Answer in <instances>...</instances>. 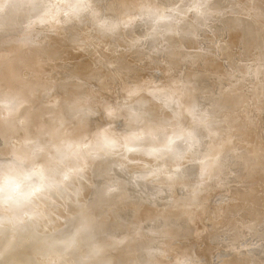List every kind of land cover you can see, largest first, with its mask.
<instances>
[{"label": "rangeland", "instance_id": "374dc122", "mask_svg": "<svg viewBox=\"0 0 264 264\" xmlns=\"http://www.w3.org/2000/svg\"><path fill=\"white\" fill-rule=\"evenodd\" d=\"M67 1L72 3V1L74 2L76 0H64V3L67 4ZM172 1H174L175 3L171 2L173 3L171 5L168 2L164 4L165 2H162L161 0H149L150 3L154 2L157 6L165 7V8H172L173 12H175L173 13V16L174 14L176 16H179L178 20L179 19L180 20L179 21L175 20V22L172 23V27H174L175 29V34H170V36L166 37L169 39V41L168 39L165 38L166 41L170 42V44L164 41L165 39L163 40L158 39L156 45L152 47L149 53L145 54V55H150V59H145V56H144L143 60L141 61L142 57L140 58V56L136 55V49L128 50L129 45L128 43L125 42V38H127L128 35L132 36V30L127 31L128 33L131 32L130 34L125 32L126 30H121L118 34L119 36L118 38L120 40H118L117 38L113 39L114 42L117 39L116 41L119 44V46L115 44L112 47L108 46L104 49L100 47L94 49L93 48L94 44H97V43L92 42V41H96L98 39L95 33L89 34L92 36V41L88 42L90 46H85L82 43L80 45L66 46L64 42L66 40V37H67L66 35H68L67 32H69V30L66 28V31H67L66 32L64 28L60 26V24L62 23V20L66 21L68 17L72 21H74L75 19L78 20L79 34L81 35V37L79 38L80 41H85L88 39L86 36L83 35V33L87 32L88 28H91V24L88 23V20H89L88 10L84 6L81 7L79 10L75 8H70L69 6L65 8H55V9L48 8L47 9V7H40V5L57 4L60 2V0H0V19L2 18L1 16L3 14L5 15V17L7 15V18L4 17L6 20L5 19L1 20L2 22L5 20L3 22L4 24L2 22L0 24L7 25L9 26L8 28H11L9 29V32L11 31L9 33V36L4 37L2 33L0 37V63H4L3 66L5 67L7 62L8 63L11 62L12 65L16 67L15 73L18 72V77H19L18 81H20L22 85L24 84V81L26 80L27 82L34 80L32 81L33 83L31 82L32 85L25 87V89L23 90L20 89L21 90L20 93H17L16 97H21V98L26 97L27 103L19 107V110L17 111L16 114L13 113V115L8 117V118L16 119L17 124H16V128L13 130V133L10 135L9 140H7L6 148L3 150L2 153H0V158L2 159L0 161V164L5 162L6 160L11 159L14 153H20L22 151L23 152L31 151L34 154H39L41 158H47V156H55L57 157V159H59L60 157V160L63 161L64 172L69 177V180L65 182L66 185L64 184V187L62 190H60L59 194L55 192L51 193L50 194L51 200H40L37 202L39 207H37L34 210V212L30 213L32 217L31 219H29L28 216H24L22 219L14 218L12 217V214L9 213L8 215L10 219L6 223L5 222V211L3 207L0 206V218L4 219V223H2L3 226L0 228V231H1L0 239L4 235H6L8 237V242L13 243L15 240L18 239V236L20 234H22L21 236H25L26 234L34 236V239L29 240L30 243L27 244L26 242H24L25 245L23 244V246L21 243L19 244V246H17L16 244L15 247H13L14 249H17L18 251V253H16L15 255L16 256L15 264H57L61 260H66L67 261L66 264L67 263L73 264L75 261L80 260V259L87 261L86 257L81 258L82 256H78L79 248L82 245L80 240L86 236L85 235L86 233L82 235L81 233L77 232V228L79 227L78 213H80L82 211V208H84L86 204L89 201H91L89 199L91 196L90 193L92 192V189H93L92 187H90V184L93 183L92 178L96 179V181H99L97 179V176L95 177L96 172L93 174V171H92L94 170L93 167L95 164H93L92 160L89 159V157L86 155V153L89 152L90 141L92 140L93 134L97 131L98 128H95L96 130L93 128L90 131L87 130L86 140L83 143H81L79 146L75 145L77 142V139L83 140L84 136H86L84 132L85 127L76 126L75 121H72V124L70 126L69 121L64 120L63 115L59 112V109L61 105L67 106L65 103L66 101H68L69 103H72L76 98H87L88 99L87 105L92 104L94 100H97V102H99L93 107V110H90L93 112H99V115L90 116V118L94 117L96 119L95 122H99L101 125H104V127L108 123H110V121L106 120L104 117V108H102L103 106L102 104L104 102H108L109 104L115 105L117 101H119L121 104H124V102L127 100L130 93L132 94V99L129 102V107H127L128 110H130L129 108H132L137 105V106H140L142 111L148 110L151 114H153L152 115L154 117L153 120L155 121H157L159 117L161 119L168 118L167 120L169 119L171 120L168 123L171 129L169 140L165 141L161 146H159L158 148L155 149V151H153L154 154H156V156H153V157H151L152 155L147 156L146 152L142 150L137 151L138 147H137L136 142L138 141L143 142L148 138V136L151 137V135L155 136L153 134L149 135L151 129L155 128L154 125L149 124L148 122L144 121L142 127L138 129L137 132H135V135L133 136V138L127 137L128 131H131V130L133 131L134 127L127 128L125 126H127L128 124L131 125L134 121H136V117L140 116L138 115L139 113H136L133 110H130L124 113L123 116L127 117V119H125V123L127 122V124L123 123V125L121 124V126H119L117 123H115L114 128H113L114 132L126 138L127 147L130 149H133V151H127L125 153L127 155L126 161H120V163L125 165L124 168H119V169L113 168L112 169L113 177L115 179L120 180V181H128L127 184L138 185L144 182L145 179L140 178V179H135L133 181L132 180L133 177L141 176V174H136V172L140 173L143 170L155 169L152 172H156L159 178L149 179L150 182L152 181V184H153L151 185V192L152 190H154L155 193L157 194V191L159 192V190L166 191V189L169 188V190H171L170 192H172V189L178 190L179 187L181 188V189L179 188V191L173 190V193H170V192L164 193L160 191L162 198H163V195L168 194L164 196V200L161 198L162 201L159 198L160 194H157L158 195L157 196L156 194L151 193L154 199L151 198V200L149 201L150 197H148V199L140 198L141 202L139 204H136V206H134L135 204L133 203L135 199L133 200L131 196L128 198L129 200H126L127 192L123 199L116 197V198H112L111 200L104 201V204H103L104 208L101 209L102 214H100L103 221L102 219H100V216H99V220H101L104 223H102L103 225H101L100 230L102 231L107 230V228L109 229L108 225L109 226L112 225L111 228L112 229L115 228L113 231H116L117 236L119 235V239H122L123 236H126L128 234L126 232L127 230L133 228L132 229L133 231L131 233H134V230L136 229L137 232L135 233L137 234L138 230L142 228L139 231L140 234L138 233L136 235V238H138L136 241V244L139 243L138 246H136L135 244L136 248L142 247L144 245L143 247L147 249H149L148 247H150V249L154 252L156 250L155 255L150 252L151 253L150 257H152L151 260L152 259L154 260H152L151 262L145 261L143 264H159V262L161 261L163 263L165 262L164 264H222L220 262L221 261L223 262V259H221L220 261L219 260L216 261V258L218 259V256L222 254L225 255L226 253L229 254L231 252L233 254L244 252L249 257V254H247L246 252L247 251L246 245H248L247 248L252 247L251 251L254 249V252H255L254 247L256 243L263 240L264 227H262L263 228L262 229L258 221L264 220V165H262V163L264 164V157L257 158V160H255L257 162L253 161L254 162L253 163L252 161L248 159L249 154H247V152L249 149V152L253 153L252 154L253 157H256L254 156V154L258 155L257 152L261 154L260 152L261 147L264 146V136H262L264 135V133L262 134V130L264 131V113L262 112L259 118L258 117L254 118L256 115V114L254 115V113H257L256 112L257 110L255 109L256 110L255 111V110H252L251 108L257 105L251 104V101L247 99L248 98L247 95H251L254 88H256L257 85L261 83L260 80L264 79V74H263L264 69L263 68L261 69L260 73L257 76H255L256 78L253 76L254 74L251 73L252 71L251 72L249 71L251 74V77L250 76L248 77L249 73L247 70H249L248 66L250 65L259 66V62L264 60L263 59L264 58V14L262 11L256 12L252 8L253 6L250 5V0H213V3H212V0H209L208 4L206 3L205 5L206 6L210 5L214 7V3H218L214 7V9L216 10H213V11L218 12L219 14L221 13L220 16L219 14H215L214 16L216 17V19L215 21H213L215 17L213 18L212 16L210 17H208L207 15L205 16L206 14L205 10H203V13H204L203 14L202 8L200 7V3L197 0H191V1L188 0L191 3V5L189 4L187 0H184V1H187L188 3L184 2L183 0H172ZM111 2H113V6L115 7L114 8L112 6L111 15L114 14L115 16H117V13H121L122 10L125 11V9H127V11H131L128 8L121 7V3H119L121 2V0L120 1L112 0ZM192 2H194L195 4L194 3L192 4ZM258 2L264 5V0H258ZM186 3L188 5H186ZM93 4H95L97 7L102 6L100 8L103 9L105 0L103 1L93 0ZM18 5L22 6L23 8L26 7L27 12L24 9L25 13L23 14L22 7H19ZM16 6L19 7L17 8L19 9V11L14 10L16 9ZM116 6H120V9L118 7L116 9ZM74 9L79 11L78 15L81 16V18L75 17L76 12ZM114 9L117 10L116 13ZM43 10H46V11H43ZM18 12L19 14L16 15L15 13H18ZM124 13H123V16H124ZM82 16H85V17L82 18ZM219 17L222 18L221 22L220 20H218L220 19ZM223 19L227 21L230 19L229 23L231 22V20L234 21L235 22V23L233 22L234 24L232 22L230 23V24H233L234 26L233 25L229 26L230 24L227 21L226 22L228 23V25L226 26L227 23H225ZM202 20H205V21H202ZM194 21L196 23H194ZM202 22H205L207 25L205 23L202 24ZM244 22L246 24L247 22L249 23L247 24L246 30H244V28H246V25ZM43 23H46L47 25ZM216 23L217 25H219L218 26L219 28L213 26ZM218 23H221V24H218ZM260 23H261V26H260ZM40 24H42L40 28H45L46 26H48L47 28H45L49 30V32L47 31V34H46L47 36L45 38H42L43 34L41 35V32L37 30ZM255 24H258V25H255ZM2 25H0V27ZM251 25H252V28H251ZM31 26H34V27H31ZM61 27L63 29H61ZM236 27L237 28L239 27L238 28L239 30ZM201 28H202V31H201ZM221 28L223 31L225 29V32L221 31L220 30ZM3 29L4 31L8 32L7 31L8 29L6 28V26L5 28L3 27ZM3 29L2 27L0 28V30H3ZM27 29L29 30L27 31ZM56 29H58L59 31ZM190 29H193L192 33ZM218 29L219 31H217ZM257 29L258 30L260 29V30L257 32ZM184 30H187V32ZM22 31L27 32L26 36L24 35L25 32L23 33ZM136 31H138L137 35H139V30L137 29ZM199 31L201 34L199 33ZM222 32L226 34L223 35ZM245 32H247V34H245ZM32 33L36 36V39L38 41L42 43L44 42V45L41 47L42 50L48 49L49 47L50 49L54 50L53 52H55V54L57 55L55 57V64H57V66H62L64 64V61L66 60L68 62L69 67L65 66L64 69L62 70H55L54 67H51L48 70L43 71V72L39 70H35L32 73L29 70L31 69L29 66H23L22 62L19 60V58H21L19 57V55L23 53L24 49L27 50L28 45L31 43L30 40L34 39L32 38L33 37ZM184 33L187 34V36L184 35ZM236 33H238V35ZM30 34H32V37ZM179 34L182 36V40H184L181 42H185V43H180V42L177 43L174 40V39L177 40L179 38ZM188 34H191V35H189L188 37ZM198 34H200L201 36ZM208 34L210 37L207 36ZM130 36L127 38L128 40L131 39ZM243 37H245L246 39ZM28 38L30 40L27 41L26 39ZM105 40L102 42L103 44L102 43L100 44L108 45V44H111L112 42V41L110 42V40L112 39H105ZM122 43L124 44V46H122L123 45ZM51 46L53 47L51 48ZM78 47H79V50H77ZM208 48L212 49V51H210V49L208 50ZM171 50H172V53H170ZM185 51L189 52L190 55L188 53H185ZM226 51H228L229 53H227ZM204 53H209L208 56L211 57V59L207 56V54L204 55ZM184 54H186L187 57ZM201 54H203V56H201ZM198 55H200L201 57L198 58ZM175 56L176 57L179 56L180 58H183V59H185V57L187 59L188 56H191L188 58V60L194 57L196 61H194L193 59L191 61L192 63L195 62L194 63L195 68L191 71V73L193 74L195 72L193 75L195 78H198V79L206 78L202 86L207 87V88H201L198 91V93H196L197 97L195 98L194 101H192L190 105V110L187 107L183 108V106L180 108V103H179L180 100H178V96L180 97V94L182 93L183 95H185V98H187V100H190L191 97H194L193 95L191 96V94L193 93L189 91L185 94V92L178 91L179 93L181 92L180 94H178L176 93L177 87L175 84V83H178L177 86L179 84L181 85L182 78H184L185 73L189 71L185 69L180 70L175 74V77L173 79L166 77L168 75V70L171 67H173L170 63L172 61V58L174 59ZM206 56L208 60L207 62L205 61ZM4 59H6L7 61H4ZM186 59H185V62L187 61ZM167 60L169 61L167 62ZM16 61L18 62V64H14ZM189 62L190 61L186 63L188 64ZM168 64H170V67L168 66ZM214 69L216 70L214 71ZM206 73H208V75ZM216 74H218L219 77L218 75L216 76ZM204 75L205 76L207 75V76L205 77ZM210 75H212L213 77H211ZM62 77H66L67 80L63 78L64 81L61 83ZM242 77H243V80H240ZM245 77H247V79ZM244 79H246V82H244L243 85L242 84L237 85L238 82L243 83ZM218 81L219 83H217ZM234 86H236L237 88H235V90H232V92L234 91L233 93L230 92L232 93L233 97L226 100L224 104L229 105L231 107L233 106L235 110L237 109L243 110L242 111L243 113L237 112V114H235L233 113L234 111L233 112L229 111L227 112V114L224 115L222 121L221 120L219 121L221 124H223L222 126H225V123H227V121L230 118L229 116H232V117L241 116L242 124L246 123V124L251 125L250 130H248L249 137H246L242 130L240 131L239 129H237V126L232 127L233 131H229L228 133L226 134L224 133L222 135L216 134L215 131L211 132L208 129L209 133H207L206 136L208 137L209 140L206 143L205 150L203 152H201L200 149L197 150L198 154L201 155V158H200L201 164H199L198 167L200 168L201 172L204 170L207 171L209 167L214 168L215 171L217 172L219 168L221 167V164L223 162L222 160H225L228 158L227 155L232 156V157H235V156L237 157L239 155L236 158V161H241L242 159H244L243 154L248 156V157H245L247 158L246 160L247 165H246V162H244L243 164H245L244 165L245 169L243 168L242 169L246 173H249L251 171V173L254 175L253 176L252 174L250 175L251 177L248 180H246L248 182L243 181L245 182V184H243V182H241V184L240 183L238 184V186L240 185L241 187H243L242 189H240L241 187L239 186L240 190H243L244 186L246 187L251 186L253 190L254 189L256 190V198H253L252 196L253 194L251 193L246 194L247 196H250V198H246V200L248 201L247 203H245L246 200L242 202L243 199L240 200L241 203L239 201L235 202V200H232L234 199V197L229 196L231 193L229 192V189L231 190L234 186L232 185L233 186L232 187L230 185L231 186L230 187L228 185V183L232 181V179L231 180L228 179L229 181L225 179L228 176L233 177L234 175L232 176V175L225 174L219 177L217 176L218 173H220V170H219L217 175H214V176H217L215 179L214 176H212L211 178V174H205V173H209L205 171L204 173L205 175L201 174L202 177L200 176V178H198V173H200V170L198 171V167L196 166L195 168H193V172L195 173L194 174L195 176L193 175L194 179L191 176V178L186 177L189 180L182 181L180 180L181 177L179 175L180 178L171 180L169 179V176L171 175L172 168L175 167V165L172 162V158L170 160H166L164 163V166H162L160 169L157 168L154 162V160L156 158H159L161 154L164 152L165 144H170L172 146L175 145V139H177V137H179L180 135L179 133L180 127H182V129L184 130V132L182 130V133H184L185 137H189V135L187 136L189 132L191 135L190 137L191 138L194 137L192 136L193 132H192L191 126L193 124L195 126L196 123L199 124V121L200 122L205 121L203 116H201L204 119L202 121L200 120L201 117L199 118L200 115L194 117V114H191L194 108L196 109V107H198L199 105L201 106V104L206 102L207 100L211 101L212 100L211 96L218 95L219 91H222L223 93H228L231 89H234ZM46 87L60 88L65 92V96L62 99V104L58 103V98H56L58 97L57 94H56L57 96H54L53 94H51L52 96H54V98L52 96L51 97L46 96V98L39 96L41 95L40 92ZM125 89H127L129 93H127ZM138 89L139 91H137ZM6 90H12V88L9 86H5V91ZM123 94H124V97H123ZM202 96H204L205 98H203ZM141 99L145 100L146 103L144 105L143 103H140ZM203 99H205V101ZM165 100H167L165 102L166 104L163 102ZM191 100H193V98H191ZM219 100L220 99H218L217 102H215L217 104H214L211 107L213 109V111L210 110L211 112L214 113V110H216V108L218 109V107H221V109H219V113H223V111H225L226 107L224 104L223 106H217L218 104H220ZM42 104H43V107L46 108V111L48 110V113H46L44 110H41L43 109V107L39 108L41 107ZM246 110H249L250 112L249 111L247 112ZM186 111H187V114L190 113V115L192 116L189 117V120H186L184 122L186 123V126H183L185 124H182V120H184L183 117L186 116V115H183V113H186ZM251 115H253V117ZM4 117H5V111L3 109L2 112L0 111V124L3 123V120L5 119ZM252 121H256L257 124L255 126H252ZM93 123L94 122L91 119L90 120L89 118L87 119L86 124L88 126H94ZM116 124L119 127H117ZM187 126L190 127L189 129H191V131L189 130L187 131L188 129ZM99 128H103V127H99ZM196 128H200V127H196ZM159 130L160 131L163 130V127L160 128ZM185 130L187 132H185ZM159 134L164 135L163 133H159ZM108 137L109 138L105 137V143L112 144L111 142L113 138H111L110 136ZM193 140H195V138ZM188 144H192V141L186 140L184 143V146L186 147ZM253 148L255 150H252ZM41 149H43V151H40ZM243 149L246 151L244 152ZM195 154L196 152L192 149L191 153L182 161L181 169H185L187 167L189 168V166L192 164L191 162ZM3 157L5 159H3ZM166 157L167 156H165L164 158ZM111 159L118 160V161L120 160L119 157H113ZM205 160L207 161V164H205L206 163ZM155 161L157 163L159 160L156 159ZM208 161H209V164H208ZM248 163L253 164V166L252 165L250 166V164L248 165ZM258 163H260V171H257L255 168L256 166H258ZM90 165L92 166L89 167ZM246 166H248L249 168H253V169L248 170V167ZM139 170L141 171L139 172ZM185 176H183L182 178L183 180L185 179L184 178ZM190 179H193V180H190ZM200 180H203V181H200ZM213 180H214V183H213ZM189 181H190L189 183L190 185L188 184ZM225 181H227L228 183ZM99 182L101 183V181ZM182 182H185L182 184L184 186L186 185V183L188 184V186L185 187L186 190L181 184H179ZM84 183L87 185L85 186ZM200 183L205 184V185H201ZM207 183L209 184L211 183V184L210 185L208 184L207 186ZM201 186L202 187L205 186V187H203V189L201 190L202 188ZM226 187L228 189H225ZM84 190H86L87 192L89 190L90 191L87 194L86 191L84 193ZM125 190L126 191L128 190V192L131 193V195H133L134 197L136 195L139 197L142 194H146V189H139L137 187L136 188L129 187V189L125 187ZM248 190H250V188ZM224 191L225 193L229 192V195L227 194L224 195V198L226 196L225 200L223 199V195H222V193L225 194ZM137 196H136V200L138 201L139 199ZM194 196H195V199H194ZM156 198H158L161 202L157 199L159 202L157 203V201H155ZM190 198H192V200ZM196 198L199 200L198 203L196 202L197 201ZM251 198H253L254 201ZM212 199H214L215 201ZM227 199L229 200L226 201ZM252 202L255 204H253ZM161 203L162 204L167 203V204L158 206ZM217 203L218 204L221 203L223 207H221L222 205H220V207L218 208L219 205L217 206L216 205ZM235 204H240L241 207L237 206V207H240V209H238L236 212L232 214L225 213L228 211V209H230L229 206L234 207ZM211 206L213 207L211 208ZM209 207L211 208V210L214 211V214L211 215V212L213 211L208 210L210 209ZM237 207H235V209H237ZM136 208H138V211H136ZM223 208L225 210H222ZM92 210L94 211V208H92ZM131 210L136 211V222L134 221L129 222L127 217L123 220V218L128 213L127 211H131ZM172 212L174 214H172ZM183 212L185 214L183 216L185 217L186 215L188 217L190 216L189 220H186V218L188 219V217L185 218L183 216L182 217L180 216L183 214ZM175 213H178V214L180 213V215H178L177 217ZM118 215L122 218H120ZM148 215L150 216L154 215L156 217L155 218L156 224L159 227L156 225L154 226V228L158 227V229L163 228L162 225L169 226L170 225L169 223H171L172 225L174 224L173 226L176 227L175 225L178 224L177 218H178V221L180 220L179 221L180 224L183 223V219L185 218L184 224L180 226L178 224V226L176 227L179 233L180 231L181 233L178 234V231L176 233L175 232L176 229L175 228L172 229L171 228L172 225H170L168 229H167V226L165 227L167 229V232L170 230V232L172 233L170 234L169 232L168 233L169 235L164 234L166 230L161 229V231L163 230V233L161 232L163 234L162 235L160 233V230H156L152 228L153 227L152 225L147 224L149 222L151 223L150 220H148V222H145L147 221V218H149ZM162 215L167 216V217L164 216L165 218H168L172 215L174 218L172 219V216H171L166 221V219ZM221 215L223 216V218L221 217ZM215 218H216L215 223L219 220L223 224H221L218 227L217 225H215L214 226L215 228H214L212 227L213 226L212 220H214ZM28 220H32V221H28ZM93 220L95 219L93 218ZM160 220L161 222H159ZM157 222H159V224ZM109 223H111V225ZM162 223H165V224H162ZM95 224L97 223L94 222V224H92V229H91L92 231H90V234L88 232L87 233L88 235H93L95 234L93 232L100 231V230H97L96 228L93 230V228L96 226ZM140 224L141 225L143 224L142 225L143 227H140L139 229ZM67 225L69 227H67ZM135 225H136V228H135ZM144 226L145 227L150 226L152 229H154V231L151 228L148 231L149 228L148 227L145 228ZM208 226L211 228H209ZM102 227L104 229H102ZM178 227H180V229ZM231 228H234V229H231ZM260 228L263 230V232H261L262 230ZM226 229L232 230L229 232H233L234 234L230 233L231 237L229 240L233 242L234 241L233 239L235 238L238 239V240L235 239L237 242H234V243L236 244L232 245L231 241L230 242L227 241L228 237L226 238L227 240L224 237L221 238L223 235L221 232L224 233L223 230H226ZM155 230L159 231V233L156 232ZM150 231H153L155 233L152 234L153 232H150ZM219 231L221 234L218 233L219 235L218 237L215 233ZM54 232L56 233V235L59 233H62L60 237L64 236L65 234L66 237L64 239H68L71 243L62 242L56 245V242L53 239ZM173 232L176 234L172 235L174 234ZM34 233H38V234L34 235ZM45 233H47L48 235L47 236L48 239L46 241L42 237L43 234ZM76 233L79 235H77ZM156 234H159V235L161 234V235L158 236ZM76 236H77L76 241L72 242V240H74ZM211 236L214 238H212ZM104 237L108 239V243H111L112 245L116 247L115 251L112 254L114 256L115 254H117V256L119 255L120 256H119L118 261L112 262V260L114 259L113 258L105 262L103 261L102 264H109V263L110 264H126V263L138 264L137 259H136L138 258L137 253L140 252L141 250L139 251V249H137V252L135 251L136 252L135 257L133 256V254L130 256H128V254L123 255V251H127L124 243L122 245H119L120 246L119 247L117 243L116 244L114 243V240L116 238L108 237V235ZM220 238L221 240H218ZM4 239H3V242H5ZM212 239L214 240L216 239V241L213 242ZM225 240L228 243H225L226 242ZM33 244H36V245L38 244L39 248L36 249L37 250L36 252H34L35 253L34 256L32 255V258H29L30 260H25V258L21 257V255L25 254L24 252L27 253V250H29L30 246H32ZM90 244L93 245L92 242H90ZM154 245L156 246L154 247ZM92 247L101 248L100 245L98 246L95 245ZM230 249H232V251H230ZM219 251L222 252V254ZM128 252L130 253L129 250ZM244 253H243V256L245 255ZM257 254L264 256V251L258 252ZM153 256L155 257L153 258ZM141 257H142L141 258L142 260L143 257L145 256H141ZM235 257L238 258L241 256L235 255ZM121 259H123V261ZM258 262L259 264L260 263L264 264V261L262 260L254 261L253 263H258ZM230 264H238V263L232 262Z\"/></svg>", "mask_w": 264, "mask_h": 264}, {"label": "bare ground", "instance_id": "6f19581e", "mask_svg": "<svg viewBox=\"0 0 264 264\" xmlns=\"http://www.w3.org/2000/svg\"><path fill=\"white\" fill-rule=\"evenodd\" d=\"M84 1L85 0H76V1H72V3H70L69 1H67V4L69 5V7L70 8H75V9H77V10H79L81 7H83L84 6ZM101 1V0H100ZM103 1V0H102ZM112 1V0H111ZM120 1V0H119ZM162 2H165L164 4H166L167 2L169 3V4H173V3H175L174 1H172V0H161ZM184 1V0H183ZM188 1V0H187ZM187 1H184V2H187ZM191 1V0H190ZM199 3H200V7L202 8V13H203V10H205V16L207 15L208 17H210V16H212L213 18L215 17L214 15L215 14H219L218 12H215V11H213V10H216V9H214V7L218 4V3H214V7L213 6H210V5H205L206 3L208 4V1L209 0H197ZM86 2V1H85ZM121 2H122V0H121ZM121 2H119V3H121ZM171 2H173V3H171ZM189 2V1H188ZM187 2V3H188ZM217 2V1H216ZM225 2V1H224ZM112 3V6H113V2H111ZM186 3V5H188ZM194 2H192V4H193ZM212 3H213V0H212ZM262 3H263V1H262ZM262 3H259L258 2V0H250V5L251 6H253L252 8L256 11V12H259V11H262L263 12V14H264V5L262 4ZM71 4H73V5H71ZM101 4V3H100ZM118 4V3H117ZM189 4L191 5V3L189 2ZM195 4V3H194ZM226 4V3H225ZM99 5V4H98ZM120 5V4H119ZM224 5V4H223ZM19 6V5H18ZM16 6V9H14V10H17V11H19V9H17V8H19V7H22V6ZM194 6V5H193ZM15 7V6H14ZM99 8L100 7H102V6H98ZM114 7V6H113ZM117 7L120 9V6H116V9H117ZM112 8V7H111ZM115 8V7H114ZM235 8V7H234ZM22 9H23V14L25 13L24 12V9L26 10V12H27V9H26V7H22ZM48 9V8H47ZM74 9V10H75ZM102 9V8H101ZM77 10H75V17L76 18H81V16H79L78 15V12L79 11H77ZM115 10V9H114ZM17 11H15V12H17ZM20 11H22V10H20ZM43 11H46V10H43ZM116 11L117 10H115V13H116ZM200 11V10H199ZM109 12V13H108ZM107 12V15L110 17V18H112L113 20H115V18L116 19H119V18H121L122 16H123V13L124 12H129V11H127V9H125V11H123L122 10V12L121 13H117V16H115L114 14L113 15H111L112 13H111V10L110 11H108ZM239 12V11H238ZM43 13V12H42ZM45 13V12H44ZM73 13H74V11H73ZM173 13H175V12H173ZM191 13V12H190ZM236 13V12H235ZM16 15L17 14H19V12L18 13H15ZM46 14V13H45ZM125 14V13H124ZM204 14V13H203ZM221 14V13H220ZM220 14H219V16H220ZM231 14V13H230ZM233 14V13H232ZM119 15V16H118ZM191 15V14H190ZM72 16V15H71ZM189 16V15H188ZM198 16V15H197ZM233 16V15H232ZM2 18L0 19V23L2 22L1 20L2 19H5V18H7V15H6V17H5V15L3 14L2 16H1ZM5 17V18H4ZM83 17H85V16H82V18ZM178 17L179 16H176L175 14H174V16L171 18V19H169V20H167L166 22H165V24H163V26H168V25H171L172 26V23L173 22H175V20L176 21H179L178 20ZM199 18V17H198ZM202 18H203V16H202ZM220 18V17H219ZM211 19V18H210ZM215 19H216V17L213 19V21H215ZM232 19V18H231ZM243 19V18H242ZM6 20V19H5ZM4 20V21H5ZM80 20V19H79ZM218 20H220V22H221V20H222V18H220V19H218ZM218 20H217V22H218ZM224 20V19H223ZM230 20V19H229ZM229 20L227 21V20H224L225 21V23H229ZM244 20V19H243ZM3 21V22H4ZM190 21V20H189ZM188 21V22H189ZM202 21H205V20H202ZM212 21V22H213ZM227 21V22H226ZM236 21V20H235ZM2 22V23H3ZM7 22V21H6ZM231 22L233 23L234 21H232L231 20ZM230 22V23H231ZM251 22H252V20H251ZM255 22V21H254ZM42 23V22H41ZM46 23H47V21H46ZM46 23H43V24H45V25H47ZM194 23H196L195 21H194ZM203 23H205V22H202V24ZM228 23L226 24V26L228 25ZM229 23V24H230ZM235 23V22H234ZM233 23V24H234ZM245 23V22H244ZM4 24V23H3ZM8 24V23H7ZM39 24V23H38ZM201 24V25H202ZM206 24V23H205ZM218 24H221V23H218ZM223 24H224V22H223ZM233 24H230L229 26H231V25H233ZM247 24H249L248 22H247ZM247 24L245 23V25H246V28H244V30H246L247 29ZM0 25H2V24H0ZM36 25V24H35ZM41 25L42 24H40L39 25V29L37 28V30L38 31H40L41 32V35H42V38H45L47 35V31L49 32V30H47V29H45V28H47L48 26H44L45 28H40L41 27ZM59 25V24H58ZM207 25V24H206ZM210 25V24H209ZM255 25H258V24H255ZM5 26H6V28L8 29H6L8 32H6V31H4V29H3V27L5 28ZM60 26H62L63 28H64V30L66 31V28L69 30V32H67L68 33V35H66L67 37H66V40H65V42H64V44L66 45V46H68V45H80L81 44V41H80V37H81V35L79 34V22H78V20L77 19H75L74 21H72L71 19H69V17H68V19L66 20V21H64V20H62V23L60 24ZM59 26V27H60ZM190 26H192V25H190ZM203 26V25H202ZM212 26V25H211ZM214 27H217V28H219L218 26L219 25H217V23L216 24H214L213 25ZM212 26V27H213ZM234 26V25H233ZM232 26V27H233ZM249 26V25H248ZM260 26H261V23H260ZM2 27V29L3 30H0V37H1V34L3 33V36L5 37V36H9V33L11 32H9V29H11V28H8L9 26H7V25H2L1 26ZM0 27V28H1ZM16 27V26H15ZM31 27H34V26H31ZM30 27V28H31ZM61 27V29H63ZM195 27V26H194ZM225 27V26H224ZM35 28H36V26H35ZM229 28V27H228ZM237 28V27H236ZM239 28V27H238ZM237 28V29H238ZM251 28H252V25H251ZM258 28H259V26H258ZM32 29V28H31ZM30 29V30H31ZM60 29V28H59ZM183 29V28H182ZM209 29V28H208ZM233 29H235V28H233ZM262 29V28H261ZM29 29H27V31H28ZM34 30H36V29H34ZM56 30H58V29H56ZM200 30V29H199ZM210 30V29H209ZM221 31H223L222 30V28L220 29ZM231 30V29H230ZM239 30V29H238ZM260 30V29H259ZM258 29H257V32L259 31ZM263 30V29H262ZM4 31V32H3ZM26 31V30H25ZM25 31H22L23 33L25 32ZM51 31H53V30H51ZM59 31V30H58ZM128 31V30H127ZM127 31H125V32H127ZM184 31H186L187 32V30H184ZM190 31H191V33H192V31H193V29H190ZM190 31H188V32H190ZM201 31H202V28H201ZM214 31V30H213ZM217 31H219V29L217 30ZM233 31V30H232ZM252 31H253V29H252ZM138 32V31H137ZM183 32V31H182ZM211 32V31H210ZM215 32V31H214ZM223 32H225V29H224V31ZM222 32V33H223ZM26 33L27 32H25L24 33V35L26 36ZM57 33V32H56ZM128 33V32H127ZM131 32H129L128 34H130ZM199 33H200V31H199ZM212 33V32H211ZM233 33V32H232ZM239 33V32H238ZM238 33H236L237 35H238ZM33 34V33H32ZM32 34H30L31 35V37H32ZM138 34V33H137ZM201 34V33H200ZM200 34H198V35H200ZM210 34V33H209ZM209 34L207 35V36H209ZM213 34V33H212ZM220 34V33H219ZM224 34H226V33H223V35ZM240 34H241V32H240ZM239 34V35H240ZM244 34V33H243ZM245 34H247V32H245ZM254 34V33H253ZM126 35V34H125ZM183 35V34H182ZM184 35H186L187 36V34H185L184 33ZM189 35H191V34H188V37H189ZM211 35V34H210ZM216 35V34H215ZM214 35V36H215ZM222 35V36H223ZM2 36V37H3ZM130 35H128L127 36V38L129 37ZM167 36H170V34L169 35H164L163 37H161V38H158L159 40L161 39V40H163V39H165ZM180 34H179V38L176 40V39H174L177 43H185V42H181V41H184V40H182V36H181V38H180ZM185 36V37H186ZM201 36V35H200ZM213 36V35H212ZM242 36V35H241ZM245 36V35H244ZM247 36V35H246ZM31 37H29V38H31ZM119 36H117L116 38L118 39V40H120L119 38H118ZM131 38H132V36H130ZM210 37V36H209ZM26 39L27 41L28 40H30V39ZM32 38H34L33 40H30V44L28 45V47H27V50H25L24 49V51H23V53L21 54V55H19V57H21V58H19V60L22 62V65L23 66H29L31 69H29L30 70V72H34L35 70H39V71H46V70H48L49 68H51V67H54V69L55 70H62V69H64V67L66 66V67H69L68 66V62L65 60L64 61V64L62 65V66H57V64H55V57L57 56L56 54H55V52H53L54 50H52V49H50V47L48 48V49H45V50H42V46L44 45V42L42 43V42H40V41H38L37 39H36V36L33 34V37ZM187 38V37H186ZM193 38V37H192ZM202 38V37H201ZM243 38H245V37H243ZM247 38H249V37H247ZM116 39V40H117ZM157 39V40H158ZM166 39H168V38H166ZM166 39L164 40V41H166ZM183 39H184V37H183ZM210 39V38H209ZM246 39V38H245ZM115 40V42L113 41V39L112 40H110V42H111V44H108V45H101V44H99V46H97V44H94V49H96V48H98V47H100V48H102V49H104V48H106V47H108V46H113V45H115V44H117L118 46H119V44L117 43V41ZM187 40V39H186ZM203 40V39H202ZM233 40V39H232ZM86 41V40H85ZM106 41V40H105ZM168 41H169V39H168ZM168 41H166V42H168ZM174 41V42H175ZM204 41H206V40H204ZM224 41V40H223ZM231 41V40H230ZM93 42V41H92ZM200 42H201V40H200ZM28 43V42H27ZM40 43H42V44H40ZM157 43V42H156ZM156 43L154 44V45H152V47L153 46H155L156 45ZM169 44H170V42H168ZM176 43V44H177ZM206 43V42H205ZM214 43V42H213ZM217 43V42H216ZM223 43V42H222ZM9 44V43H8ZM103 44V43H102ZM123 44V43H122ZM218 44V43H217ZM10 45V44H9ZM182 45V44H181ZM184 45V44H183ZM210 45V44H209ZM122 46H124V44L122 45ZM217 46V45H216ZM215 46V47H216ZM225 46V45H224ZM53 46H51V48H52ZM152 47H151V49H152ZM218 47V46H217ZM228 47V46H227ZM182 48H183V46H182ZM150 49V50H151ZM180 49V48H179ZM195 49V48H194ZM210 48H208V50H209ZM222 49V48H221ZM224 49V48H223ZM227 49V48H226ZM170 50V49H169ZM207 50V51H208ZM236 50V49H235ZM238 50V49H237ZM203 51V50H202ZM210 51H212V49H210ZM218 51V50H217ZM174 52V51H173ZM205 52H206V50H205ZM223 52V51H222ZM227 53H229L228 51H226ZM170 53H172V50L170 51ZM185 53H188L189 54V52H187V51H185ZM210 53V52H209ZM209 53H204V55H206L207 54V56H208V54ZM238 53V52H237ZM58 54V53H57ZM131 54H133V53H131ZM147 54V53H146ZM175 54H177V53H175ZM192 54V53H191ZM219 54V53H218ZM244 54V53H243ZM65 55V54H64ZM136 55L137 56H140V58L142 57V59H141V61L143 60V58H144V56H145V54L144 55H142L139 51H137L136 50ZM173 55V54H172ZM185 56H186V54H184ZM190 55V54H189ZM220 55V54H219ZM192 56V55H191ZM191 56H188V58L189 57H191ZM201 56H203V54H201ZM200 55H198V58L199 57H201ZM207 56H206V62L208 61L207 60ZM163 57V56H162ZM187 57V56H186ZM186 57H185V59H186ZM209 57V56H208ZM226 57V56H225ZM240 57V56H239ZM243 57V56H242ZM263 57V56H262ZM188 58L186 59L187 61L186 62H188V61H190L188 64L185 62V59H183V58H180L179 56H175L174 57V59L172 58V61H171V65L173 66V67H171L169 70H168V75L166 76V77H168V78H170V79H173L174 77H175V74L178 72V71H180V70H183V69H185V70H187V71H189V72H186L185 73V77L184 78H182V81H181V85L179 84L178 86H177V84L178 83H175L176 84V87H177V91H176V93H178V94H180L178 91H182V92H185V94L187 93V92H189V91H191L193 94H191V96L193 95L194 97H191V98H193V100H191V98H190V100H187V98H185V95H183L182 93L180 94V97L178 96V100H180V108L183 106V108L185 107H187L189 110H190V105H191V103H192V101H194L195 100V98L197 97V94L196 93H198V91L201 89V88H207V87H204V86H202L203 85V83L205 82V80H206V78H201V79H198V78H195L193 75H194V73L192 74L191 73V71L195 68V66H194V63L195 62H193L192 63V59L194 60V61H196V59H194V57L193 58H191V59H189L188 60ZM210 59H211V57H209ZM208 58V59H209ZM223 58V57H222ZM18 59V58H17ZM264 59V58H263ZM204 60V59H203ZM4 61H7L6 59H4ZM169 60H167V62H168ZM264 61V60H263ZM263 61H261V62H259V66L258 65H250V66H248V69L249 70H247L248 71V73H249V75H248V77L250 76L251 77V74H250V72L251 73H253L254 75V77L255 76H257L259 73H260V71H261V69L263 68L264 69V63H263ZM234 62V61H233ZM244 62V61H243ZM242 62V63H243ZM14 64H18V62L16 61ZM166 64V63H165ZM170 64H168V66L170 67ZM212 64V63H211ZM258 64V63H257ZM4 65V63H0V111L2 112V110L4 109L3 107H2V104H3V101H4V97H5V94L7 93V94H9V96H13V97H16L17 96V93H20V89H25V87H27V86H30V85H32V81H34V80H32V81H30V82H27V80L26 81H24V84L22 85V83L20 82V81H18L19 80V77H18V72H16L15 73V70H16V67H14L13 65H12V63L10 62V63H8L7 62V64L5 65V67L3 66ZM205 66V65H204ZM207 66V65H206ZM233 66V65H232ZM56 67H58V68H56ZM211 67V66H210ZM234 68V67H233ZM191 69V70H190ZM259 69V70H258ZM216 69H214V71H215ZM114 71V70H113ZM195 71V70H194ZM206 71V70H205ZM250 71V72H249ZM141 72V71H140ZM203 72V71H202ZM201 72V73H202ZM212 72V71H211ZM137 73V72H136ZM142 73V72H141ZM199 73V72H198ZM197 73V74H198ZM204 73V72H203ZM210 73V72H209ZM216 73V72H215ZM215 73H214V75H215ZM218 73V72H217ZM232 73V72H231ZM111 74V73H110ZM207 75H208V73H206ZM220 74V73H219ZM247 74V73H246ZM264 74V73H263ZM115 75V74H114ZM141 75V74H140ZM206 75V76H207ZM218 74H216V76H217ZM41 76V75H40ZM163 76H165V75H163ZM201 76V75H200ZM205 76V75H204ZM205 76V77H206ZM211 77H213L212 75H210ZM252 76V77H253ZM128 77V76H127ZM137 77V76H136ZM140 77V76H139ZM161 77V76H160ZM209 77V76H208ZM218 77H219V75H218ZM66 79L67 80V78L66 77H62V81H61V83L64 81V79ZM109 78H110V76H109ZM129 78H131V77H129ZM162 78V77H161ZM246 79H247V77H245ZM256 78V77H255ZM136 79V78H135ZM246 79H244V81H243V83L241 82H238V84L237 85H243L244 84V82H246ZM109 80V79H108ZM126 80V79H125ZM214 80V79H213ZM240 80H243V77L240 79ZM115 81V80H114ZM128 81H129V79H128ZM247 81H249V80H247ZM252 81V80H251ZM255 81V80H254ZM32 82V83H31ZM208 82H209V80H208ZM260 84L259 85H257V87L256 88H254V90L252 91V93H251V95H247V99H249V101H251V104H254V105H257V106H253L251 109L252 110H255L257 113H254V115H255V117L254 118H259V116L261 115V113L263 112L264 113V79H262V80H260ZM21 83V84H20ZM134 83V82H133ZM217 83H219V81L217 82ZM50 84V83H49ZM60 85V84H59ZM5 86H9V87H11L12 88V90H6L5 91ZM249 86V85H248ZM217 87V86H216ZM251 87V86H250ZM235 88H237L236 86H234V89H231L228 93H223L222 91H219L218 93V95H213V96H215V97H213V96H211L212 97V102L211 101H206V102H204V103H202L201 104V106L198 108V107H196V109L194 108L193 109V111L191 112V114H194V117L195 116H198V115H200L199 116V118L201 117V116H203L204 117V119H205V121H203L204 119H203V117H201L200 118V120H202L203 122H200L199 121V124L198 123H196L195 124V126H194V124L191 126V129H192V132H193V135L192 136H194L193 138H191L190 136L191 135H189V137H185V135H184V133H182V127H180L179 129H180V135H179V137H177V139H175V145L176 144H184L185 143V141L186 140H190V141H192V143H195V147L193 148V150L196 152V154L194 155V157H193V159H192V164L190 165V166H192V167H190L189 166V168L187 167V168H185V169H181V173H180V177H181V179L180 180H182V181H187V180H189V179H187L186 177H188V178H191V176H192V178L194 179V177H193V175L195 174L194 172H193V168H195L196 166L198 167V165L199 164H201L200 163V158H201V155H199L198 154V152H197V150L198 149H200L201 150V152H203L204 150H205V147H206V143L208 142V137L206 136L207 135V133H209V131H211V132H216V134H226V133H228L229 131H233V128L232 127H234V126H237V129H239L240 131L242 130L243 131V133H244V135L246 136V137H249V133H248V130H250V128H251V125H249V124H242L241 123V120H242V117L241 116H236V117H232V116H229L230 118H229V120L227 121V123H225V126H222L223 124H221L220 123V121L219 120H221L222 121V119H223V117H224V115L225 114H227V112H233V113H235V114H237V112L239 113V112H242L243 110H240V109H237V110H235V108L232 106H229V105H225L224 103L226 102V100H228V99H230L231 97H233V95H232V93L234 92H232V90H235ZM126 91H127V93H129V91L127 90V89H125ZM137 91H139V89L137 90ZM216 91V90H215ZM53 92V93H52ZM230 92H232V93H230ZM41 95H39V96H42V97H44V98H46V96H48V97H51L52 95L51 94H53L54 96H57L58 95V97H56V98H58V103H60V104H62V99L64 98V96H65V92L62 90V89H60V88H54V87H46V88H44L41 92ZM50 94V95H49ZM57 94V95H56ZM124 94H126V93H124ZM124 94H123V97H124ZM177 94V95H178ZM54 96H52L53 98H54ZM146 96V95H145ZM47 97V98H48ZM187 97H189V96H187ZM203 98H205L204 96H202ZM246 97V96H245ZM21 98V97H20ZM208 98V97H207ZM24 101H26L27 100V98L26 97H23L22 98ZM167 99V98H166ZM210 99V98H209ZM218 99H220L219 100V102H220V104H218L217 106H223V104L225 105V111H223V113H219V109H221V107H218V109L216 108V110H214V113L213 112H211V111H213V109L211 108L214 104H217V103H215V102H217V100ZM204 101H205V99H203ZM215 100V101H214ZM245 100V99H244ZM167 100H165V101H163L164 103L166 102ZM15 101H13V103H14ZM201 102V101H200ZM25 103H27V101L25 102ZM25 103H23V104H25ZM99 102H97V100H94L93 101V103L92 104H88L87 106L89 107L88 109L89 110H93V107L96 105V104H98ZM139 103V102H138ZM140 103H143V105L146 103L145 102V100L143 99H141V101H140ZM236 103H238V102H236ZM22 104V105H23ZM106 104H109L108 102H104L102 105V108H104V106L106 105ZM166 104V103H165ZM203 106V107H202ZM208 106H209V108H211V109H209L208 108ZM10 107H11V105H10ZM19 107H21L20 105H17V107H16V110H15V112H14V114H16L17 113V111L19 110ZM43 107V104L41 105V107H39V108H42ZM206 107V108H205ZM38 108V109H39ZM159 108V107H158ZM130 110H133V111H135L136 113H139L138 115H140V116H137L136 117V121H134L131 125L130 124H128L127 126H125V127H127V128H130V127H134V129H133V131L131 130V131H128V133H127V137H129V138H133V136L135 135V132H137L138 131V129H140L141 127H142V125H143V123H144V121L145 122H148L149 124H152V125H154L155 126V128H153V129H151V131H150V133H149V135H151V134H153V135H155V136H152L151 135V137L150 136H148V138L145 140V141H138V142H136L137 143V147H138V149L139 150H142V151H144V152H146V155L148 156L149 154H147L148 152H152L150 155H152L151 157H153V156H156V154H154V152L153 151H155V149L156 148H158L159 146H161L165 141H167V140H169V136H170V132H171V129H170V126L168 125V123H169V121H171L170 119L169 120H167V119H161L160 117L157 119V121H155V120H153L154 119V117L152 116L153 114H151L148 110H145V111H142L141 110V108H140V106H134V107H132V108H129ZM207 109V110H206ZM209 109V110H208ZM41 110H44L46 113H48V110L46 111V108L45 107H43V109H41ZM130 110H128L127 108L124 110V112H122V115L124 114V113H126V112H128V111H130ZM164 110H166V109H164ZM211 110V111H210ZM204 111V112H203ZM247 112L249 111V110H246ZM245 111V112H246ZM59 112L63 115V118H64V120H66V121H69L70 120V110L68 109V107L67 106H63V105H61L60 106V109H59ZM250 112V111H249ZM243 113V112H242ZM74 114V113H73ZM182 115V114H181ZM183 115H186L185 117H183V119L184 120H182V124H185V125H183V126H186V123H184L186 120H189V117H191L192 115H190V113H188L187 114V111H186V113H183ZM247 115H248V113H247ZM94 116V115H93ZM158 116V115H157ZM252 117H253V115H251ZM89 118V120L91 119L94 123V126H88L87 124H85L84 125V127H85V129H84V132H85V135L86 136H84V138H83V140H78L77 139V142H76V144L75 145H77V146H79L81 143H83L85 140H86V138H87V130L88 131H90L92 128L93 129H95V128H99V127H104V125H101L99 122H95L96 121V119L94 118V117H88ZM198 118V117H197ZM254 120V119H253ZM256 120V119H255ZM257 121V120H256ZM256 121H252V126H255L257 123H256ZM118 122H120V123H118ZM110 123H112V121H110ZM115 123H117L119 126H121V124L123 125V123H125V119H121V120H118V121H116ZM206 123V124H205ZM16 124H17V121H16V119H13V118H8L7 119V121L4 119L3 120V123H1L0 124V153H2L3 152V150L6 148V146H7V140H9V137H10V135L13 133V130L16 128ZM116 124V125H117ZM125 124H127V122L125 123ZM115 125V124H114ZM117 125V127H119ZM161 125H162V127H163V130H159L160 128H162L161 127ZM201 125V126H200ZM159 127V128H158ZM188 127V126H187ZM196 127H200V128H196ZM229 127V128H228ZM190 127H188V129H187V131L189 130V131H191V129H189ZM196 128V129H195ZM185 129V128H184ZM208 129H209V131H208ZM221 129V130H220ZM244 129H245V131H244ZM261 129V128H260ZM96 130V129H95ZM178 130V129H177ZM186 130H185V132H187ZM183 132H184V130H183ZM261 132V131H260ZM159 133H163L164 135H160ZM190 133V132H189ZM188 133V134H189ZM264 133V131L262 130V134ZM192 134V133H191ZM188 136V135H187ZM262 136H264V135H262ZM107 138H109L108 136H106ZM112 138V137H111ZM110 138V139H111ZM195 138V140H193ZM177 141V142H176ZM179 141V142H178ZM110 143V142H109ZM112 143V142H111ZM105 145L106 146H108L109 148H110V146H111V144H108V143H105ZM174 145V144H173ZM174 145V146H175ZM136 146V145H135ZM256 149H258V148H256ZM89 150H90V147H89ZM244 150V149H243ZM252 150H255L254 148L252 149ZM246 150H244V152H245ZM257 151H259V150H257ZM64 152V151H63ZM253 152V151H252ZM261 154H259V152H257L258 153V155H255L254 154V156H256V157H253V153H250L249 152V149H248V152H247V154H249V157L248 156H246L245 154H243L244 155V159H242L241 161H236V158L239 156H235V157H232V156H228L227 155V159H225V160H222L221 162H222V164H221V167L219 168V170H220V173H218V171L216 172L215 171V169L214 168H212V167H209L208 169H207V171L206 170H204V171H202L201 172V170H200V168L198 167V171L200 170V173H198V178H200V176L202 177V175L205 173V171L206 172H209V173H205V174H211V178H212V176H214V175H217V173H218V175L217 176H219V177H221V175H225V174H227V175H234L233 177H231V176H228V177H226V179L225 180H227V181H229V180H231L232 179V181H230L229 183L227 182V181H225V182H227L228 183V185L230 186H232L233 188L230 190L229 189V192H231L230 193V195H229V192L228 193H225V189H228L227 187L224 189L225 191H224V193L225 194H223L222 193V195H223V199L225 200L226 199V196H225V198H224V195H229V196H233L234 197V199H232V200H235V202L236 201H239L240 202V200H242L243 199V201L242 202H244V200H246V198H250V196H247L246 194H253L252 196H253V198H256V190L254 191L253 190V188L251 187V186H244V189L243 190H240V189H242L243 187H241L240 185V189H239V186H238V184L240 183L241 184V182H243V181H246V180H248L251 176V171L249 172V173H246V172H244V170L243 169H245L244 168V165L245 164H243L244 162H246V160H247V158H245V157H248V159L250 160V161H255V160H257V158H260V157H264V146H262L261 147ZM241 153H243V152H241ZM255 153V152H254ZM56 154V153H55ZM251 155V156H250ZM161 157V156H160ZM156 158L157 160H159L157 163H156V159L154 160V162H155V164H156V166H157V168L158 169H160L162 166H164V163H165V161L166 160H170L171 158L169 157V156H167L166 158ZM3 159H5L4 157H3ZM59 159H60V157H59ZM240 159V158H239ZM2 159L0 158V161H1ZM161 160V161H160ZM206 161V160H205ZM255 162H257V161H255ZM254 163V162H253ZM205 164H207V161H206V163ZM208 164H209V161H208ZM250 164V166L252 165L253 166V164H251V163H248V165ZM246 165H247V162H246ZM262 165H264L263 163H262ZM261 165V166H262ZM64 166V165H63ZM92 166V165H91ZM246 167H248V166H246ZM69 168V167H68ZM94 170H92L93 171V174L96 172V165H94ZM156 168V169H157ZM243 168V169H242ZM256 168V170L257 171H260V163H258V166H256L255 167ZM254 168V169H255ZM247 169V168H246ZM249 169H253V168H249L248 167V170ZM142 170V169H141ZM141 170H139V172L141 171ZM155 169H152V170H143V171H141L140 173H137L136 172V174H141V176H143L146 172H152V171H154ZM248 170H246V171H248ZM233 172V173H232ZM184 173V174H183ZM222 173V174H221ZM202 174V175H201ZM204 174V175H205ZM220 174V175H219ZM92 175V174H91ZM186 175V176H185ZM254 174H252V176H253ZM183 176H185L184 178V180L182 179L183 178ZM195 176V175H194ZM207 176V175H206ZM217 176H214L215 177V179H216V177ZM85 177V176H84ZM83 177V178H84ZM95 177H96V175H95ZM179 177V178H180ZM93 179V183L92 184H90V183H88V184H90V185H99L100 184V182L99 181H96V179H94V178H92ZM193 179H190V180H193ZM229 179V180H228ZM92 181V180H91ZM144 181V180H143ZM200 181H203V180H200ZM82 182H83V180H82ZM192 182V181H191ZM246 182H248V181H246ZM87 183V182H86ZM183 183H185V182H182V183H179V184H183ZM190 183V181L188 182V184ZM203 183V182H202ZM202 183H200L201 185H205V184H202ZM204 183H206V182H204ZM213 183H214V180H213ZM226 183V184H227ZM188 184L186 183V185L184 186V185H182L184 188L186 187V186H188ZM194 184V183H193ZM199 184V185H200ZM208 184L209 183H207V186H208ZM211 184V183H210ZM209 184V185H210ZM243 184H245V182H243ZM66 185V184H65ZM84 185L86 186L87 184H85L84 183ZM151 185H153L152 184V181L150 182V180L148 179V180H145L144 182H142V183H140V184H138V185H136V184H126L125 185V187L126 188H128L129 189V187H134V188H139V189H146V194H142L141 196H137L138 197V201L136 200V196L134 197L133 195H131V193H129L128 192V190L126 191L127 192V198H126V200H129L128 198L131 196L132 197V199L134 200L135 199V201H133V203L135 204L134 206H136V204H139L140 202H141V200H140V198L142 199H148V197H150L149 198V201L151 200V198L152 199H154L153 198V196H152V194L151 193H154V194H156L155 193V191L154 190H152V192H151ZM180 185V186H181ZM190 185V184H189ZM179 186V185H178ZM181 186V187H182ZM230 186V187H231ZM202 187V186H201ZM203 187H205V186H203ZM203 187L201 188V190L203 189ZM90 188V187H89ZM180 188V187H179ZM179 188H178V190L177 189H172V192H170L171 190H169V188L168 189H166V191L164 190H159V192L157 191V194H160L161 192H170V193H173V190L175 191H179ZM200 188V187H199ZM198 188V189H199ZM246 188H250V190H248V189H246ZM91 189V188H90ZM181 189V188H180ZM196 189H197V187H196ZM130 190H132V189H130ZM183 190V189H182ZM185 190H186V188H185ZM200 190V189H199ZM85 191L86 190H84V193H85ZM90 191V190H89ZM88 191V192H89ZM154 191V192H153ZM161 191V192H160ZM83 192V191H82ZM87 192V191H86ZM88 192H87V194H88ZM92 192H93V189H92ZM92 192L90 193V194H92ZM184 192V191H183ZM182 192V193H183ZM163 193V194H164ZM176 193V192H175ZM233 193V194H232ZM156 194V195H157ZM192 194V193H191ZM161 195V194H160ZM159 195V198H160V200H161V198H162V195L160 196ZM165 195H168V194H165ZM165 195H163V200H164V196ZM169 195H171V194H169ZM189 195H190V193H189ZM143 196V197H142ZM158 196V195H157ZM193 196V195H192ZM196 196V195H195ZM195 196H194V199H195ZM85 197V196H84ZM86 198H87V196H86ZM215 198V197H214ZM245 198V199H244ZM253 198H251L252 200H253ZM158 198H156L155 199V201H157V203H159L158 202V200H157ZM191 200H192V198H190ZM189 199V200H190ZM197 199V198H196ZM230 199V198H229ZM229 199H227L226 201H228ZM89 200H91V201H89L87 204H86V206L84 207V208H82V209H86L87 210V213L90 215V217H92V218H94L95 220H94V222H96L97 224H95L96 226L93 228V230L96 228L97 230H100L101 228V225H103L102 223H104V222H102L103 221V219L101 218V216H100V214H102V208H104L103 207V204H104V201L103 202H101V201H99L98 199H96V198H92V199H89ZM159 200V201H160ZM212 200H214V199H212ZM220 200V199H219ZM231 200V201H232ZM137 201V202H136ZM162 201V200H161ZM160 201V202H161ZM184 201H185V199H184ZM196 201V200H195ZM201 201V200H200ZM215 201V200H214ZM226 201H225V203H226ZM254 201V200H253ZM91 202V203H90ZM166 202V201H165ZM197 203L199 202V200L197 199V201H196ZM248 201L246 200L245 201V203H247ZM163 203V202H162ZM159 204L158 206H161V205H166L167 203H164V204ZM212 203V202H211ZM214 203V202H213ZM222 203H224V202H222ZM241 203V202H240ZM244 203V204H245ZM253 203V202H252ZM215 204V203H214ZM250 204H251V202H250ZM253 204H255V203H253ZM212 205V204H211ZM217 206H218V208L220 207V205H222L221 203L220 204H216ZM232 205V204H231ZM242 205V204H241ZM237 206H240V204H235V206L234 207H232V206H229V208L230 209H228V211L227 212H225V213H227V214H232V213H234V212H236L238 209H240V207H237ZM213 206H211V208H212ZM221 207H223V205L221 206ZM235 207H237V209H235ZM249 207H251V206H249ZM92 208H94V211L92 210ZM210 208V207H209ZM211 208L210 209H208V210H211ZM218 208H216V209H218ZM225 208V207H224ZM222 209V210H225V209ZM214 209V208H213ZM215 209V210H216ZM242 209V208H241ZM248 209V208H247ZM92 210V211H91ZM105 210V209H104ZM220 210H221V208H220ZM136 211H138V208H136ZM136 211L135 210H131V211H127L128 213H127V215L123 218V220L127 217V219H128V221L130 222V221H134V222H136ZM211 211H213V210H211ZM211 211H209V212H211ZM180 212V211H179ZM172 214H174L173 212H172ZM182 214V213H181ZM210 214V213H209ZM212 214H214V211L213 212H211V215ZM216 214H217V212H216ZM175 215H177V217H178V215H180V213L178 214V213H175ZM174 215V216H175ZM183 215H185L184 214V212H183V214L182 215H180L181 217L183 216ZM99 216H100V219H102V221L101 220H99ZM119 216V215H118ZM163 217L165 216V215H162ZM169 216V215H168ZM172 216V215H171ZM170 216V217H171ZM179 216V217H180ZM120 217V216H119ZM148 217L149 218H147V221H145V222H148V220H150L151 221V223L149 222V223H147L148 225L150 224V225H152L153 227L152 228H154V226H156L157 224H156V217L154 216V215H152V216H150V215H148ZM165 217H167V216H165ZM164 217V218H165ZM170 217H168V218H170ZM180 217V218H181ZM183 217H185V216H183ZM186 217H188L187 215H186ZM185 217V218H186ZM217 217V216H216ZM221 217L223 218V216L221 215ZM243 217H244V215H243ZM120 218H122V217H120ZM163 218V219H164ZM168 218H165L166 219V221H167V219ZM174 217L172 216V219H173ZM184 218V219H185ZM189 218H190V216L188 217V219L186 218V220H189ZM209 218H211V217H209ZM208 218V219H209ZM220 218V217H219ZM164 219V220H165ZM183 219V223H181L180 224V220L178 221V218H177V223L179 224V226L180 225H183L184 224V220ZM218 219V218H217ZM113 220V219H112ZM122 220V221H123ZM182 220V219H181ZM191 220V219H190ZM215 220H216V218L214 219V220H212L213 222H212V227H214L215 225H217V227L218 226H220L221 224H223V223H221V221H217L216 223H215ZM246 220H248V219H246ZM28 221H32V220H28ZM108 221V220H107ZM158 221V220H157ZM176 221V220H175ZM206 221V220H205ZM223 221V220H222ZM109 222V221H108ZM124 222V221H123ZM145 222H144V224H145ZM159 222H161V220L159 221ZM159 222H157L158 224H159ZM182 222V221H181ZM2 223H4V219H1L0 218V228L3 226V224ZM106 223V222H105ZM121 223V222H120ZM225 223V222H224ZM258 223L261 225V228L262 227H264V226H262V225H264V220H259L258 221ZM2 224V225H1ZM94 224V223H93ZM110 225H111V223H109ZM135 224V223H134ZM162 224H165V223H162ZM161 224V225H162ZM170 225H172L171 223H169ZM178 224H176L175 226L177 227L178 226ZM219 224V225H218ZM141 225V224H140ZM139 225V229H140V227H143L142 225L140 226ZM161 225H160V227H161ZM170 225L169 226H167V225H165V226H167V229H168V227H170ZM174 225V224H173ZM171 226V228L173 229V228H175L176 229V227H174V226ZM112 226V225H111ZM111 226H109L108 225V227H109V229L107 228V230H100V231H96V232H93V233H95V234H93V235H88L87 233L85 234L86 236L85 237H83L80 241H81V243H82V245H81V247L79 248V251H78V256H82L81 258H85L86 257V260L87 261H84L83 259H80V260H77V261H75L73 264H102V262L104 261H108V260H111V259H113L112 260V262H114V261H118V259H119V256H117V254H115V256L112 254L114 251H115V249H116V247L114 246V245H112L111 243H108V239L107 238H105L104 236H107L108 235V237H113V238H116L115 240H114V243L116 244H118V246L119 245H122L123 243H124V245H125V248H126V250L127 251H123V255L125 254V255H127L128 254V256H130V255H132L133 254V256L135 257L136 256V252H137V249H139V251L140 252H138L137 253V256H138V258H136L137 259V263L138 264H143L145 261H147V262H151L152 260H154V259H152L151 260V258L152 257H150V255H151V253H153L154 255L156 254L155 252H156V250H155V252L154 251H152L151 249H150V247H148L149 249H147V248H145V247H143L142 245V247H138V248H136V246H138V244H136V241H137V239L138 238H136V235L139 233V231L142 229H140V230H138V233L136 234L135 232H137L136 231V229L134 230V233H131L133 230V228L132 229H129V230H127L126 232L128 233L126 236H123L122 237V239H119V235L117 236V232L116 231H113L115 228H111ZM158 226V225H157ZM164 225H162V227L163 228H161V229H163V230H166L165 232H167V229H166V227H165ZM67 227H69L68 225H67ZM104 227V226H103ZM102 227V229H104ZM106 227V226H105ZM145 227V226H144ZM146 227H148L147 229H148V231L150 230V226H146ZM145 227V228H146ZM159 227V226H158ZM158 227L157 228H154V229H156V230H160V233L162 232L163 233V230L161 231V229L159 228L158 229ZM209 227V226H208ZM135 228H136V225H135ZM144 228V229H145ZM151 228V229H152ZM179 229H180V227H178ZM190 228V227H189ZM209 228H211V227H209ZM215 228V227H214ZM214 228H212V229H214ZM260 228V229H261ZM91 229H92V227H91ZM106 229V228H105ZM154 229H152L153 231H154ZM170 229V228H169ZM231 229H234V228H231ZM260 229H258V230H260ZM263 229V228H262ZM261 229V230H262ZM155 230V231H156ZM191 230V229H190ZM59 231V230H58ZM92 231V230H91ZM147 231V232H148ZM153 231H150V232H153ZM177 231H178V229H176V233H177ZM224 231V233L223 232H221L223 235H222V237L221 238H227L228 237V240L227 241H231V240H229L230 239V237H231V234L230 233H233V232H229V231H232V230H230V229H226V230H223ZM75 232V231H74ZM156 232H158L159 233V231H156ZM164 232V234H167V235H169L168 233L170 232V230L167 232V233H165ZM216 232V231H215ZM259 232V231H258ZM261 232H263V230L261 231ZM155 232H153L152 234H154ZM161 233V234H162ZM172 232H170V234H171ZM174 233V232H173ZM176 233H174V234H172V235H175ZM180 233H181V231H180ZM179 233V231H178V234H180ZM218 233L219 234H221L220 233V231L219 232H217V233H215L218 237H219V235H218ZM0 234H1V231H0ZM38 233H34V235H37ZM77 234V233H76ZM82 234V233H81ZM80 234V235H81ZM89 234H90V232H89ZM99 234V235H98ZM113 234H115V235H113ZM120 234V233H119ZM140 234V233H139ZM160 234V235H161ZM186 234H188V233H186ZM185 234V235H186ZM191 234V233H190ZM214 234V235H215ZM234 234V233H233ZM22 234H20L19 236H18V239L17 240H15L13 243H11V242H8V237L6 236V235H4L1 239H0V264H15V262H16V260H15V255H16V253H18V251H17V249H14L13 247H15V245L17 244V246H19V244H21L22 243V246H23V244L25 245V243L24 242H26L27 244L28 243H30L29 242V240H32V239H34V236H32V235H25V236H21ZM54 237H53V239H54V241L56 242V245H58V244H60V243H69L70 241L68 240V239H64L65 237H66V235L64 234V236H62V237H60L61 235H62V233H59V234H57L56 235V233L54 232ZM77 235H79V234H77ZM83 235V234H82ZM156 235H158V236H160L159 234H156ZM163 235V234H162ZM215 235V236H216ZM47 233H45V234H43V238H44V240L46 241L48 238H47ZM116 236V237H115ZM150 236V235H149ZM213 236V235H212ZM211 236V237H212ZM216 236V237H217ZM236 236V235H235ZM7 237V238H6ZM215 237V238H216ZM217 237V238H218ZM5 238V239H4ZM145 238V237H144ZM212 238H214V237H212ZM216 238V239H217ZM221 238L220 239H218V240H221ZM3 239H4V241L5 242H3ZM76 239H77V236H76V238H74V240H72V242L73 241H76ZM119 239V240H118ZM216 239L214 240V239H212L213 240V242H215L216 241ZM236 239V238H235ZM233 239L234 241L232 242V245L233 244H236V243H234V242H237L236 240H238V239ZM100 240V241H99ZM112 240V239H111ZM225 240V241H226ZM225 242V243H228V242ZM90 242H92L93 243V245H91L90 244ZM222 242V241H221ZM247 242V241H246ZM263 242V243H262ZM71 243V242H70ZM94 243H96V244H94ZM143 243V242H142ZM141 243V244H142ZM224 243V244H225ZM260 243V244H259ZM135 244H136V246H135ZM146 244V243H145ZM155 244V243H154ZM241 244V243H240ZM89 245V246H88ZM95 245H100L101 246V248H94V247H92V246H95ZM243 245V244H242ZM251 245V244H250ZM249 245V246H250ZM252 245H254V244H252ZM39 245L37 244H33L32 246H30V248H29V250H27V253L26 252H24L25 254H22L21 255V257H24L25 258V260H30L29 258H32V255L34 256V252H36L37 250L36 249H38L39 247H38ZM88 246V247H87ZM117 246V245H116ZM117 246V247H118ZM140 246V245H139ZM156 245H154V247H155ZM247 246L248 245H246V252H247V254H249V257L245 254L244 256H243V253L242 252H240V253H229V254H225V255H223L222 254V252H220L222 255H220V253H219V255L220 256H218V259L216 258V261H220L221 259H223V262H225V263H223L222 261L220 262V263H222V264H230V263H232V262H235V263H240V264H259V262L258 263H253L254 261H258V260H262V261H264V256H262V255H260V254H257L258 252H261V251H264V237H263V240L262 241H259V242H257L256 243V245H255V252H254V249L251 251V248L249 249V248H247ZM25 247H27V246H25ZM29 247V246H28ZM120 247V246H119ZM147 247V246H146ZM227 247H228V245H227ZM103 249H105V250H103ZM118 249V248H117ZM120 249V248H119ZM122 249V248H121ZM249 249V250H248ZM125 250V249H124ZM128 250L130 251V253L128 252ZM151 250V251H150ZM136 251V252H135ZM223 251V250H222ZM230 251H232V249H230ZM234 251V250H233ZM122 252V251H121ZM127 252V253H126ZM151 252V253H150ZM227 252V251H226ZM200 253H201V251H200ZM225 253V252H224ZM255 253V254H254ZM21 254V253H20ZM19 254V255H20ZM112 254V255H111ZM152 254V255H153ZM122 255V256H123ZM235 255H240L241 257H235ZM89 256H91V259L90 258H88ZM114 256V257H113ZM141 256H145V257H143V259L141 260ZM124 257V256H123ZM155 256H153V258H154ZM130 258V257H129ZM135 259V260H136ZM81 260H83V261H81ZM122 261H123V259H121ZM127 260V259H126ZM125 260V261H126ZM132 260V259H131ZM66 260H61V261H59L57 264H66ZM165 263V262H164ZM162 261L161 262H159V264H164ZM68 264V263H67ZM110 264V263H109ZM126 264H129V263H126ZM261 264V263H260Z\"/></svg>", "mask_w": 264, "mask_h": 264}, {"label": "clouds", "instance_id": "9594fccd", "mask_svg": "<svg viewBox=\"0 0 264 264\" xmlns=\"http://www.w3.org/2000/svg\"><path fill=\"white\" fill-rule=\"evenodd\" d=\"M69 5L60 0L57 4L40 5V7H47L50 9L65 8ZM84 7L88 10L91 28L83 33L88 39L81 41L85 46H90L88 43L92 41L90 33H95L98 38L97 46L105 39H115L121 30H132V38L125 42L128 43V50L136 49L142 55L149 53L152 45L157 42L158 38L164 35L175 34V29L171 25L162 26L165 22L173 17V9L157 6L154 2L149 0H122L121 7L128 8L131 11L125 12L124 16L113 20L107 15L111 10V0H105L103 9L93 4V0H86ZM139 30V35L137 31ZM79 50V47L78 49ZM145 59H150V55H145ZM132 99L130 93L124 104L119 101L115 105L106 104L104 106V117L112 123H108L103 128H98L93 134L90 141V150L86 155L96 165V176L101 183L97 185H90L93 192L90 199L96 198L103 202L111 200L112 198L123 199L126 195L125 185L128 181H120L113 177V168H124L125 165L120 161H126L127 151H133L127 147L126 138L120 136L113 131L116 121L127 119L122 115V112L129 107V102ZM13 101H15L13 103ZM20 97L9 96L5 94L2 107L5 111V120L13 115L17 105L22 106L25 103ZM70 110L69 124L72 121L76 122V126H84L87 119L93 115H99V112L90 111L87 107V98H76L72 103L65 102ZM11 105V107H10ZM74 113V114H73ZM187 135H190L187 134ZM113 138L110 148L105 145V137ZM195 147V143L176 144L172 146L165 144L164 152L161 158L169 156L175 167L171 170L169 179L175 180L179 178L181 173L182 161L191 153ZM40 151H43L41 149ZM139 151V149H137ZM147 154H151L148 152ZM119 157L120 160L111 159ZM98 162V163H97ZM91 167V165L89 166ZM158 179L156 172H146L143 176L133 177L135 179ZM69 180L68 175L64 172L63 161L57 159L55 156H47L41 158L39 154H34L31 151L14 153L11 159L6 160L0 164V206L5 211V222L10 219L9 213L12 217L22 219L28 216L31 219L30 213L39 207L37 204L40 200H51V193L59 194L63 189L65 182ZM79 216L78 233H88L91 231L94 220L87 213L86 209H82ZM88 258H91L89 256Z\"/></svg>", "mask_w": 264, "mask_h": 264}]
</instances>
